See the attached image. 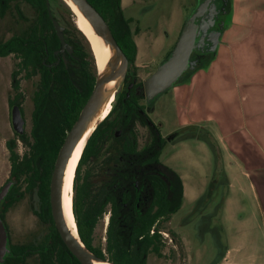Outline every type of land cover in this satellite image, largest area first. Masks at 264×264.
<instances>
[{
	"label": "trees",
	"instance_id": "obj_1",
	"mask_svg": "<svg viewBox=\"0 0 264 264\" xmlns=\"http://www.w3.org/2000/svg\"><path fill=\"white\" fill-rule=\"evenodd\" d=\"M17 1L30 5L36 14V20L27 35L12 36L0 43V58L16 56L19 59L18 71H24L26 77L38 75L39 85L33 97L30 131L33 144L29 146V156L25 155L20 161L14 142H6L11 165L7 182L18 180L21 174L31 172L30 187L37 182L40 185L38 194L41 208L37 216L41 223L49 225V232L37 245H11L8 239L10 252L4 257L2 264H23L32 255L38 256V264H80L66 249L54 227L49 205V184L58 152L93 91L96 65L90 45L79 30L77 31L83 38L86 49L64 32V41L71 48V53L66 50L61 52V42L54 29L47 0H0V16L5 14L11 2ZM87 1L106 20V15H109L111 21L107 23L110 30L128 65L132 66L137 46L129 30L131 20L122 15L121 0ZM69 12L73 15L70 10ZM207 63L198 66L196 70L205 67ZM16 74L17 72L13 73L14 91L19 88L15 80ZM120 98L118 97L117 102L121 106ZM20 100L19 94L9 104H19ZM114 109L113 107L107 117L96 126L83 148L73 180V216L81 243L96 258L111 264H146L149 253L159 255L160 252L159 235H150V230L160 217L179 209L183 186L174 171L163 167L160 174L165 181L160 182L161 196L139 201L135 199L142 208L147 207L148 212H125L124 208H131L135 204L129 205L132 200L121 194L128 183L132 185L139 178L140 172L138 167L130 166L128 162L142 158L146 152H153L157 146H146L144 151L138 152L136 134L131 127H127L129 109L122 106L119 115L109 121ZM142 124L152 135L158 134L157 127L148 118ZM117 132L120 133L119 137L116 136ZM205 138L214 151L209 137ZM20 139L27 142L24 136H20ZM104 153L99 185L93 190L88 177H84L80 183V171L83 165L99 160ZM153 173L150 170L146 174ZM168 195L170 196L167 197ZM16 199V189L11 186L0 201V219L4 226V215ZM155 208L158 209L151 212ZM108 209L110 213L105 228L104 246L97 247L94 245V232Z\"/></svg>",
	"mask_w": 264,
	"mask_h": 264
},
{
	"label": "rangeland",
	"instance_id": "obj_2",
	"mask_svg": "<svg viewBox=\"0 0 264 264\" xmlns=\"http://www.w3.org/2000/svg\"><path fill=\"white\" fill-rule=\"evenodd\" d=\"M262 1L240 0L243 6L242 15L250 18L258 11L262 13L264 11ZM197 3L198 0H121L124 16L131 20L129 28L139 49L135 69H131L135 70L137 82H144L169 57ZM49 6L58 26L67 32L69 38L79 41L86 49V44L74 25V15H70L67 6L61 0H49ZM35 20L36 14L30 5L23 1L11 2L5 14L0 16V43L12 36L27 35ZM206 31L205 26L198 42L199 46ZM18 63L19 59L14 55L0 58V188L9 178L10 171L9 153L5 143L14 141L15 151L19 158H23L29 154L31 142L33 97L38 89L39 76L26 77L24 71H18ZM190 64H193L191 59ZM14 72H17L15 80L19 84L18 91H14L12 87ZM120 90L121 87H118L114 92L110 110L115 106ZM171 90L158 97L153 112L149 114L151 120L161 125L162 134L175 128L172 123ZM19 94L25 120L24 135L28 140L26 144L15 136L10 124L9 102ZM138 130L139 146L142 147L149 138L146 128ZM202 132L208 133L200 130L198 135L200 136ZM224 147L213 146L214 154L209 146H200L196 140H186L183 146H169L161 153V160L165 161L183 181L186 196L175 214L160 221V230L167 234L168 238L160 235L161 240H165V243L160 241V255L150 253L147 256V264H219L226 250L237 248L238 242L241 241V238L239 240L237 237L239 234L237 231L241 227L244 229L243 251L247 253L248 250L254 249L255 253H258L264 250L262 229H257L250 222H245L243 226L238 223L240 217L249 218L253 209V199L251 193L238 194L236 200L238 205L233 204L232 199L237 192L242 193L246 188L234 187V180L240 178L239 169L235 168V172L230 171ZM104 155L105 153L97 161L83 165L80 183L84 177H88L93 190L97 189ZM213 180H218V183L212 198L207 201L210 208L207 212L214 214L208 225L207 219L200 221L202 215L198 214L196 209L203 204L204 200L200 198ZM242 180L240 179L241 184L244 185ZM24 181L23 176L16 184L23 197L4 215L7 237L11 245H37L49 232V225L42 224L34 215V211L38 209V199L35 192L25 191ZM239 205L244 207L243 210L237 208ZM199 211L204 213L206 210L203 208ZM107 216L106 213L94 232V245L97 247L104 246ZM23 264H38V256H28Z\"/></svg>",
	"mask_w": 264,
	"mask_h": 264
},
{
	"label": "crops",
	"instance_id": "obj_3",
	"mask_svg": "<svg viewBox=\"0 0 264 264\" xmlns=\"http://www.w3.org/2000/svg\"><path fill=\"white\" fill-rule=\"evenodd\" d=\"M242 7L240 0H232V13L212 58L172 88V123L178 129L208 131L204 136L214 146H225L230 171L239 169L240 178L233 185L246 188L237 192L233 204L238 205V194L251 193L253 199L249 218L240 217L238 223L250 222L264 232V11L245 18ZM186 140L209 146L195 134L174 146H183ZM243 230L237 231L241 238L237 248L226 250L219 264H264V250L243 251Z\"/></svg>",
	"mask_w": 264,
	"mask_h": 264
},
{
	"label": "flooded vegetation",
	"instance_id": "obj_4",
	"mask_svg": "<svg viewBox=\"0 0 264 264\" xmlns=\"http://www.w3.org/2000/svg\"><path fill=\"white\" fill-rule=\"evenodd\" d=\"M121 10H122V15L124 16L122 6H121ZM198 10H199V12H198ZM196 13H199V17L197 16L195 19V24L197 26L196 49L192 52L191 58H190L191 61H193V64L191 66L193 69L186 70L182 74L181 78L177 81V83L174 84L173 87L184 82L190 76V74L196 70V68L198 66L204 65L206 62H208V60H210L212 58L214 53H212L210 50L212 49L215 37H216L217 33H219V32H221V35L219 36V42L221 40L222 33H223L225 26L228 22V19L230 18V15L232 13V0H198V3L196 5V7L194 8V10L191 12L190 17ZM102 17L104 18V16H102ZM106 17H107V20H106V18H104L106 23H107V21L110 22L111 20H110L108 14L106 15ZM205 26L207 27V31L203 37L202 44H200V46H199L198 42H199L200 38L202 37L201 35H203V27H205ZM129 30L133 36V32L131 31L130 28H129ZM137 53H138V49H137ZM133 68L135 69V62L132 66L128 65L127 73H126V76L124 79L123 86L121 87L120 93L117 96V99H118V97H121L120 98V100L122 101L121 106L118 104V102L116 100V103L114 106L115 109L112 112V115H111L109 121L114 120L119 115L120 109L122 106L127 108V110L129 109L128 111L130 112V115H129V119L127 122V127H129V128L131 127L132 131L136 134V141L138 144L137 151L138 152L144 151L146 146H157L153 152H146L143 154L142 158L132 159L131 161L128 162L130 164V166L138 167L137 170L140 171L138 174L139 178L134 180L132 182V185L128 183L126 185V189H124V191L121 194V196L130 198L132 200V202L129 205L135 204L131 208H124L125 212H133L134 210H137L139 213H147L148 208L147 207L142 208L140 206L139 202H135V199H137L139 201L140 199H144V200L152 199L157 195L161 196V191L159 190L160 182L165 181V178L160 174L163 167L174 171L172 168L169 167V165L165 161L163 162L161 160V155H162L161 153H164V151L166 149H168L169 146H174L177 142H180L181 140L186 139L187 136L195 134L204 141L206 140V138H205L206 136H204V132H202L200 134V136L198 135V132L200 131V129L196 130V129H186V128H181V129L174 128L172 131H169L166 134H162V132H160L161 125L158 123L156 124V122L151 120L149 117V114L153 112L155 104L157 103V101L159 99L158 97L161 95L154 98L148 104L145 97H144L143 85H142L143 82H137L136 81L135 70L134 71L131 70ZM14 105L19 106L22 118L24 119L23 114H22V110H21V106H20L21 100L19 101V104H16V103L9 104V111H11V108ZM31 116H32V114H31ZM147 118L155 125V127H157V129L159 131L157 135H156V133L154 135H152L149 132L148 128L142 124V122L145 123ZM10 124H11V119H10ZM31 127H32V121H31ZM11 128H12V124H11ZM139 128H146L147 135L149 138V139H147L148 141L145 144H143L142 147L139 146V143H140L139 142V136H138V131H139L138 129ZM12 131L15 134V136L18 137V139H20V136L25 137L24 133L22 135H18L14 132L13 128H12ZM30 131H31V129H30ZM201 131H203V130H201ZM24 132H25V120H24ZM119 135H120V133L117 132L116 136L119 137ZM30 139H31V142H30L29 146H31L33 144V140L31 138V136H30ZM20 140L22 142H24L25 144L28 142V140H27V142L25 140L23 141L22 139H20ZM5 146H6V143H5ZM29 153H30V147H29ZM169 153H170V150H169ZM28 156H29V154H28ZM22 160H23V158H20V161H22ZM10 168H11V165H10ZM150 170L151 171L153 170L154 173L151 175H147L146 173L149 172ZM9 174H10V171H9ZM142 175H144V176H142ZM23 176L25 177V181H24L25 185H26L25 191H27V192L30 191V192L36 193V196L38 199V209L34 211V215L38 218L37 214L40 213V208H41L40 207L41 202H40V198H39V194H38V188L40 185L37 182L34 186L30 187L31 172L21 174L18 180L13 179L10 182L6 181L5 184L0 188V191L7 183H9L8 190L11 188V186H14V188L16 189V198L17 199H16V201H14L12 203V205L15 204L16 202H18L23 197V193L20 192V190L16 186L17 182ZM181 182H182V180H181ZM217 183H218V180L217 181L213 180L210 183V186L207 188V190L205 191L203 196H201V198H200V199L204 200L203 204H201V206L197 207V209H196V212L198 214L202 215L200 221H203V219H205V220L207 219L208 225H209V221L212 220V217L214 214L207 212L210 210V208L208 207L207 201L210 198H212L213 193H214L213 191L215 190ZM182 186H183V184H182ZM155 188H158V190L155 191ZM8 190H7V192H8ZM169 196L170 195H168L167 197H169ZM183 199H184V196H182L181 202ZM203 208H205L206 211L204 213H201L202 211H199V210H202ZM157 209L158 208H155L151 212H154ZM176 212L168 213L166 216L160 217L155 222L152 229L150 230V235H154V234L159 235V247H160V241L165 243V240H161L160 235L165 237V239L168 238V235L163 233L160 230V228H161L160 221L163 219H166L167 217H169L172 214H175ZM109 213H110V211L108 209L107 215H109ZM38 220L40 221L39 218H38ZM107 223H108V216H107ZM107 223H106V225H107ZM106 225H105V228H106ZM208 229H211V228H208ZM159 255H160V252H159ZM147 256H146V264H147Z\"/></svg>",
	"mask_w": 264,
	"mask_h": 264
},
{
	"label": "water",
	"instance_id": "obj_5",
	"mask_svg": "<svg viewBox=\"0 0 264 264\" xmlns=\"http://www.w3.org/2000/svg\"><path fill=\"white\" fill-rule=\"evenodd\" d=\"M61 1L73 13L72 8L64 0ZM69 1L78 11L82 12L83 15L90 20V22L98 32L100 38L106 45L110 47V62L112 70L110 74L105 76L104 78H100V76L96 72V82L93 91L86 104L82 108L77 121L74 123L71 130L67 134L58 152L50 178L49 205L54 227L66 249L74 258H76V260L80 264H92L91 258L98 261L104 260L98 259L93 254H91L81 243L78 234V239H75L72 236L70 229L67 227L62 216L60 204V184L67 161L71 155L73 148L82 136L88 120L94 115L96 110L102 104V97L104 96V94L110 92L106 91V86L109 83H114L113 89L111 90V93L113 95L118 87L123 86L124 79L127 73L128 61L124 53L118 46L108 24L100 15V13L87 0ZM47 4L56 35L61 42V52L66 50L68 53H71V48L64 41V30H62L58 26L57 21L52 16L49 6V0H47ZM197 16L199 17V13L192 15L185 22L178 40L169 57L156 69V71L150 77L144 80L142 84L143 92L148 104L157 96L162 95L169 89H171L186 70L193 69L191 67L192 65L190 64V58L192 52L196 49L197 26L195 24V19ZM220 35L221 32L217 33L215 37L213 47L210 50L212 53L216 50ZM10 119L14 132L18 135H22L24 133V119L22 118L19 106L14 105L11 108ZM8 188L9 183H7L1 189L0 201L7 193ZM9 252L7 231L2 220L0 219V264H2V262L4 261V257L8 255Z\"/></svg>",
	"mask_w": 264,
	"mask_h": 264
},
{
	"label": "bare ground",
	"instance_id": "obj_6",
	"mask_svg": "<svg viewBox=\"0 0 264 264\" xmlns=\"http://www.w3.org/2000/svg\"><path fill=\"white\" fill-rule=\"evenodd\" d=\"M73 10L74 15V25L79 32L88 41L92 55L94 57L96 70L100 78H104L111 72V62H110V47L104 43V41L98 35L93 24L88 18H86L82 12L78 11L69 0H64ZM114 83H109L106 86V91L102 97V104L96 110L94 115L88 120L82 136L73 148L71 155L67 161L66 167L62 174L61 184H60V204L63 219L70 229L72 236L78 239L77 229L75 225V220L72 211V200H73V180L75 175V169L79 162L80 156L82 154L83 148L85 146L87 138L90 136L94 128L100 124L108 115L110 107L113 100V94L111 93ZM92 264H110L107 261H98L91 258Z\"/></svg>",
	"mask_w": 264,
	"mask_h": 264
}]
</instances>
